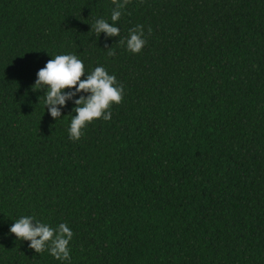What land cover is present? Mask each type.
I'll return each mask as SVG.
<instances>
[{
	"label": "trees",
	"instance_id": "16d2710c",
	"mask_svg": "<svg viewBox=\"0 0 264 264\" xmlns=\"http://www.w3.org/2000/svg\"><path fill=\"white\" fill-rule=\"evenodd\" d=\"M115 7L0 0V264H61L9 234L23 216L70 227V264H264V0H129L137 55L91 32ZM62 54L124 88L78 141L34 89Z\"/></svg>",
	"mask_w": 264,
	"mask_h": 264
},
{
	"label": "clouds",
	"instance_id": "9594fccd",
	"mask_svg": "<svg viewBox=\"0 0 264 264\" xmlns=\"http://www.w3.org/2000/svg\"><path fill=\"white\" fill-rule=\"evenodd\" d=\"M113 3L116 7L111 14V23L105 19H97L91 25V32L94 31L98 38L101 35L117 38L118 43L124 44L129 53L141 54L147 44L142 25L130 29L123 40L118 39L121 29L117 23L129 0H113ZM109 54L115 55L111 51ZM34 89L44 91L42 98L45 108L58 122L62 119V110L67 108L69 101L73 102L75 115H72L68 129L69 138L73 141L80 140L83 131L94 121H110L112 106L119 105L124 94L123 86L103 66L86 73L84 62L75 54L56 55L50 59L38 71ZM9 234L19 241L29 242V249L35 253L42 254L47 251L61 264H70V245L74 233L66 223L53 228L33 216H23L14 220Z\"/></svg>",
	"mask_w": 264,
	"mask_h": 264
}]
</instances>
